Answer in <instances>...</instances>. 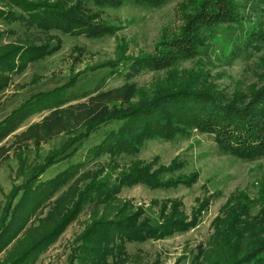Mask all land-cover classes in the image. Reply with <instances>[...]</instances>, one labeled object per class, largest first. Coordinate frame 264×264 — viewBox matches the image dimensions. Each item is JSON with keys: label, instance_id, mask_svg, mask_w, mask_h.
I'll list each match as a JSON object with an SVG mask.
<instances>
[{"label": "trees", "instance_id": "obj_1", "mask_svg": "<svg viewBox=\"0 0 264 264\" xmlns=\"http://www.w3.org/2000/svg\"><path fill=\"white\" fill-rule=\"evenodd\" d=\"M167 1L0 0V24L17 23L47 34L56 30L101 38L117 31L116 26L103 18L106 8H119L127 3L157 7ZM192 9L181 32L164 41L153 54L131 57L123 52L116 60L99 66L111 68V75H122L125 80L122 84L105 88L106 78H103L93 91L67 94L78 81L76 78L34 94L0 121L1 143L17 129L20 117L48 107L51 112L40 124L43 132L66 133L62 145L50 152L37 170L13 189L6 204L0 206L1 253L14 240L22 242L20 234L31 215L58 194L51 210L41 218V227L33 228L30 243L20 244L16 252L10 251L1 264L33 263L37 254L48 249L87 205L93 208L104 205L105 211L100 216L97 214L76 238L70 264H124L129 259V243L163 239L193 228L210 197L203 199L188 219L180 213L178 202L171 212L163 204L160 213L151 217L144 216L141 207L134 210L131 201L118 196L123 188L139 184L169 189L191 186L199 180L198 172L182 174L180 170L185 163L177 158L157 168V160L121 164L122 157L139 154L151 140H173L199 130L212 134L224 153L249 160L264 157V86L252 91L247 100L241 99L242 96L230 98L211 84L202 83L197 72L177 69L181 62L201 57L203 48L214 38L216 27L222 25L254 21L253 28L257 30L233 42L225 57L227 65L260 51L259 43L264 41V0H198ZM10 33L12 29L0 27V92L9 86L13 74L23 72L62 45L56 34H50L42 42L17 39L3 43ZM161 70L168 72L164 81L150 92L144 91L137 77L147 71ZM82 98L86 100L71 103ZM93 136H101V140L89 147V159L107 156V161L96 171L79 174L81 162L52 178L39 180L49 167L75 155ZM82 175L92 176L73 200V182L77 185ZM66 201L71 202L70 207ZM224 207L221 216L213 222L215 231L208 249L200 247L194 261L264 264V190L258 198L238 192Z\"/></svg>", "mask_w": 264, "mask_h": 264}, {"label": "rangeland", "instance_id": "obj_2", "mask_svg": "<svg viewBox=\"0 0 264 264\" xmlns=\"http://www.w3.org/2000/svg\"><path fill=\"white\" fill-rule=\"evenodd\" d=\"M194 1L198 0H168L157 7L127 3L119 8H106L103 18L116 26L117 31L114 35L101 38L70 35L56 30L50 32L61 39V48L30 64L23 72L13 74L9 86L0 92V121L34 94L60 87L76 78L78 81L67 90V94L81 95L86 91H93L103 78H106L105 88L122 84L125 81L122 75H111V68L99 66L116 60L123 52L131 57L153 54L164 41L176 37L181 32L187 15L193 10ZM253 26L254 21L216 27L214 38L203 48L201 57L181 62L177 69L197 72L202 83L211 84L230 98L242 96L241 99L247 100L252 91L264 86V41L259 43L260 51L244 55L231 65L225 63V57L234 41H240L246 35L257 31ZM0 27L13 30V33L5 36L3 43L17 39L42 42L50 36L17 23H1ZM121 67L122 65L119 66ZM167 73V70L147 71L138 76L137 80L144 91L150 92L157 83L164 81ZM84 100L86 98L71 103ZM50 112L51 109L45 107L42 111L20 117L17 129L0 143L1 207L6 204L13 189L37 170V166L43 163L46 156L59 148L66 139L65 132L48 135L40 127ZM100 140L101 136H93L75 155L49 167L39 180L52 178L66 167L81 162L83 164L79 174L86 170L96 171L100 164L107 161V156L89 159L87 152L89 147ZM176 158L185 163V167L180 170L182 174L199 173V180L195 184L169 189H153L139 184L123 188L118 195L120 199L131 201L134 210L141 207L143 215L151 217L160 213L163 204H166L165 208L171 212L173 205L178 202L180 213L188 219H191L203 199L210 197V200L202 211L199 222L188 231L178 232L163 239L129 243V259L124 264H176L179 260L180 264H200L194 261V257L200 247L208 249L215 231L213 222L221 216L228 200L238 192L258 198L264 190V157L249 160L224 153L212 134L199 130L177 136L173 140H151L139 154L122 157L121 164L129 165L136 160L155 163L157 160V168L160 164H171ZM82 176L79 177L77 185L73 182V200L92 175ZM114 176L116 174H113ZM57 195L31 215L29 224L20 234L22 242L17 243V240H14L9 244L0 253V264L10 251L16 252L20 244L24 246L30 243L33 238L30 235L35 232L32 231L33 228L41 227L40 220L51 210V203ZM67 202L66 206L70 207L71 202ZM104 211V205L97 208L87 205L48 249L37 254L31 264H70L76 238L97 214L100 216Z\"/></svg>", "mask_w": 264, "mask_h": 264}]
</instances>
